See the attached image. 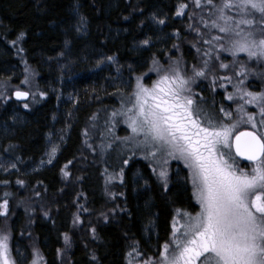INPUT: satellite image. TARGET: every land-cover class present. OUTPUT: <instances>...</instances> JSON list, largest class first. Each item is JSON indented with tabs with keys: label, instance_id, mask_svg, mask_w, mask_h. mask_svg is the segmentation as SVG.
Returning <instances> with one entry per match:
<instances>
[{
	"label": "trees",
	"instance_id": "obj_1",
	"mask_svg": "<svg viewBox=\"0 0 264 264\" xmlns=\"http://www.w3.org/2000/svg\"><path fill=\"white\" fill-rule=\"evenodd\" d=\"M187 1L0 0V80L20 83L27 64L35 72L38 92L46 93L28 109L13 98L0 104V153L3 161L11 160L17 166V171L10 174L0 167V181L8 182L0 183V203L8 199V215H17L11 219L12 248L21 245L18 247L25 250L29 242L22 230L23 207L16 196L24 197L26 188L36 187L58 203L48 217L34 215L31 237L36 239L46 264H59L57 249L72 227L73 197L82 194L91 209L110 203L102 174L105 168L109 174L124 169L123 182L116 188L114 211L106 221L94 225L91 240L84 234L79 236L81 239H72L68 251L71 264H129L127 253L133 244L141 253L157 256L160 245L170 235L175 210L196 211L190 184L184 179L185 168H175L165 191L144 160L135 156L127 166L123 165V159L131 153L120 148V141L103 159L100 157L98 164L86 165L78 173L77 191L69 187L58 196L63 187L61 169L80 154L85 140L83 132L93 113L107 118L120 105L117 95H113L117 89L131 91L129 81L134 83L133 77L145 73L154 57L162 61L175 48L173 45L180 46L186 40L188 14L177 16L176 11L179 4ZM73 4H78L79 15L85 18L79 33V16L73 12ZM159 20L165 23L160 24ZM21 32L22 39L13 45L11 42ZM145 39H150L149 46L141 45ZM181 50L190 62L193 55L189 46L182 45ZM107 57H114V61L106 63ZM196 88L207 109L214 108L218 113L216 105L222 102L224 108L229 107L220 89L212 91L205 83ZM4 131H8L7 136ZM115 133L124 136L126 130L117 125ZM52 144L59 145L54 162L41 165ZM18 179L25 182L24 186L15 184ZM5 193L9 195L5 197ZM117 208L120 210L116 211ZM151 225H155V237Z\"/></svg>",
	"mask_w": 264,
	"mask_h": 264
},
{
	"label": "snow or ice",
	"instance_id": "obj_2",
	"mask_svg": "<svg viewBox=\"0 0 264 264\" xmlns=\"http://www.w3.org/2000/svg\"><path fill=\"white\" fill-rule=\"evenodd\" d=\"M194 5L207 12V16H200L199 20L207 32L194 29L203 44L208 46L202 50L194 45L198 53L202 52L199 64L188 68L180 59L169 58L170 62L164 64L154 57L147 72L133 77L134 83L129 81L127 86L131 91L124 93L117 89L113 93L120 105L112 109L102 126L98 124L97 114L93 113L89 118L92 121L90 129L92 135H99V143L93 145L87 139L85 143L93 151L99 149L103 159L116 141H120L131 153L123 159V165L127 166L129 160L139 153L149 162V168L165 191L169 183L170 162L179 161L187 169L184 179L191 185L192 198L199 211L193 215L176 209L169 239L160 245L158 256L155 259L143 257L133 244L127 253L132 258L129 264L133 261L135 264H264V89L250 91L246 86L251 75L264 80V72L257 73L250 67V62L264 66V0H194ZM72 7L79 16L76 27L79 33L85 18L79 15L78 4ZM187 7L185 3L179 4L176 15H183ZM158 23L164 24L165 21L159 20ZM23 35L21 32L11 43L16 45ZM149 44L150 39L141 42L145 47ZM173 47L179 50L177 45ZM221 53L232 56L231 65L223 63ZM241 53L247 60L237 59ZM107 60L114 61V57H107ZM217 61L221 70L231 67L232 75L217 76ZM24 71L26 75L21 84L29 85V90L17 87L12 95L16 100L24 101L23 107L28 109L27 101L31 97L32 102H36L37 92L31 91V70L25 66ZM148 73L156 76L150 86L144 82ZM209 77L213 91L218 81L221 88L232 86L233 91L226 93L224 99L236 104L234 111L221 107L217 113L214 108L209 110L204 106L203 97L195 93L191 85L197 79ZM8 86L7 81L0 84V89L5 90L0 91V97L5 100L8 99ZM38 94L41 98L46 95L43 91ZM249 105L257 112H248L246 106ZM119 123L127 126L130 135L115 136L114 129ZM241 124L249 125L251 130H239ZM83 135L89 138V129H85ZM63 139L61 135L60 140ZM58 151L59 145L52 144L47 163H52ZM237 157L248 161L249 166L240 167ZM16 167L13 163L3 170L7 172ZM67 168L66 164L61 169L64 178L70 175ZM102 174L106 176V182L117 177L123 182L124 169L121 167L118 173L109 174L105 168ZM16 183L25 184L20 179ZM8 195L5 193V197ZM8 208L9 201L4 199L0 203V216L5 217V225ZM81 209L87 211L79 205L78 211ZM44 214L48 215L47 212ZM79 223L80 217L75 214L73 224ZM92 231L95 233V229ZM9 239V233L0 234V264H16ZM63 239L65 249H57L58 257L71 246L67 233ZM92 259L96 257L93 255ZM29 264H45L43 254L35 246Z\"/></svg>",
	"mask_w": 264,
	"mask_h": 264
},
{
	"label": "rangeland",
	"instance_id": "obj_3",
	"mask_svg": "<svg viewBox=\"0 0 264 264\" xmlns=\"http://www.w3.org/2000/svg\"><path fill=\"white\" fill-rule=\"evenodd\" d=\"M187 5H188V7L184 10V12H186L188 14V18L191 17V19L189 18V25L192 26V27H189V35L187 36L186 40L182 42V44L180 46L177 45L179 50H177L176 47L173 48L171 50V52L168 55H166L165 58H163L162 61H160L161 63H164V64L169 63L170 62L169 58L171 60L180 59L182 62H184V64L188 68H191L193 64H199V61H200V59L202 57V52L198 53L197 52V48L194 47V45L200 47L202 50L208 47L207 45L203 44V42L200 39V37L197 36V32L194 30V29H200L201 33L207 32V29H205L203 27V25H201L199 23L200 16H207V12L206 11H202L199 8H196L195 5H194V0H188L187 1ZM213 34H215V33H213ZM207 38H210V37H207ZM182 45L189 46V48L192 51L193 58H192V60L190 62L188 60H186V57H185V55L183 53V50H181ZM220 55L222 56L223 63L231 65V62H232V59H233L231 55H229L228 53H221ZM237 59H239V60H247V57L243 53H241V54H238ZM105 62L106 63H111L112 61H108L107 60ZM25 66H27L32 72V75L30 77V79H31V91L37 92L36 102H32L31 97L27 101L29 103V105L31 106V105H34V104L38 103L39 101H41L42 98L39 96V94H38L39 92H38V90L36 88V82H35L36 75H35L34 70L31 67H29L27 64ZM25 66H24V69H25ZM250 67H252L254 69V71L257 72V73L264 72V66H259V65L255 64L254 62H250ZM215 69H216V75L217 76L232 75L231 67L228 70L219 69V61L215 62ZM25 75L26 74H25V71H24V76H23L22 80L24 79ZM155 78H156L155 73H148V76H146L144 78V82L147 85L150 86L151 83H152V80H154ZM21 81L18 84H12V83L7 81L8 84H9L8 88L6 89V95H7L8 99L13 98L12 93L15 90H17V87H19L20 90H25V91L29 90V85H23V84H21ZM4 82L5 81L0 80V84H2ZM204 83L212 90L211 77H209V79H197L196 82L191 85V87H192V89H193V91L195 93H199V92L196 91L197 90L196 87L197 86H199V87L203 86ZM219 83L220 82L218 81V84ZM218 84H217L216 89H220L222 91L223 99H224L226 93H230V92L233 91V88H232L231 85H226L225 88H221V87L218 86ZM246 86L248 87V89L250 91H261L262 89H264V80L259 78L257 75H251V76H249L248 80L246 81ZM0 91H5V90L4 89H0ZM7 100H5L4 98L0 97V104L4 103ZM224 101L229 103L227 105L229 107L226 108L227 110L234 111L236 109V104L232 103L231 101L225 100V99H224ZM23 103L24 102H22L20 104L22 106V108H24L23 107ZM222 103H218L216 105L218 107V110L221 107L225 106V104H222ZM219 106H220V108H219ZM246 108H247V111L250 112V113H256L257 112V109L255 107L251 106V105L246 106ZM98 118H99L98 119V124L102 126L104 124V122H105L106 116L104 115V116L98 117ZM235 118H237V117L234 116V119ZM256 118H257V120H259V116H257ZM13 123H15V122L13 121ZM91 123H92V121H90L89 125H87V128H86V129H89V131H90V137L86 138L84 135L83 136H84L85 140L86 139L88 140V143H91V144L95 145V144L99 143V139L100 138H99L98 134L97 135H92L91 134V129H90ZM117 125H122L125 128V130H126V134L124 136L122 134H117V133H115V129H114L115 136L125 137L127 135H130V130L127 128V126L125 124L119 123ZM245 128H250V126L246 125V124H241L240 125V129H245ZM3 133H4L5 136H7L8 131H4ZM85 140L83 141V148H82L80 154L73 161H71V163H67V165H68L67 171H69V173H70L69 177L68 178H64L63 174L61 172V182H62L61 185L63 187L58 192L59 193L58 196L62 195L63 192H65L66 189H68L69 187H73L75 189L74 191H77L79 180H80V178H78L79 177L78 173L79 172L81 173V171L83 170V168L86 165H89V164L90 165H96L101 160V158H100L101 155L99 153V149H97L96 151H93V149H91V148H89L87 146V144L85 143ZM1 142L2 141H0V151L2 149ZM120 148L122 150L124 149V147L122 145L120 146ZM49 151H50V148L47 151V154H48ZM47 154H45L44 163H40L41 165L50 166L54 162L55 159H53L51 164L47 163V161L49 159ZM136 157L144 160L147 164H149V162L147 160L141 158V155L139 153L136 155ZM238 162H239V166L240 167L247 168L249 166V164H243L239 160H238ZM0 164H1L0 167L3 170L4 168H8L11 164H13V162L11 160H8L7 163L5 162V160L3 161V155L0 153ZM168 167H169V182H170V174L175 171L176 167H178V168H176L177 171H179L180 168H184L183 164L181 162H179V161H171ZM16 169H10L7 172H5L3 170V172L10 174L12 172L17 171ZM185 170H186V173H187V169H185ZM136 175L139 176V173L137 172ZM137 178H139V177H137ZM155 178H156V176H155ZM105 179H106V176H105ZM120 182H121V180H120L119 177H117L116 179L112 180L111 182H106V187H107L106 188V193H107L108 199H110V203L108 205H106L105 207H103V208L101 206V209H99V208L98 209H91L85 203V199H84L83 195L80 194V193H78L76 195V197L75 196L73 197V200L70 201V207H71V205H73L74 208H75L74 214H73V219H74V215L78 214L79 217H80V223L74 225L73 224V220H72L71 231L67 233L69 235V237H70L71 242H72V239L74 237L75 238H80L79 236H81L83 234H84L83 236H85V238H88L89 240H91L92 236H94V235H92V233H93L92 229L94 228V225L97 222H99V221H103V222L106 221L108 219V217L111 215V213L114 211V207H115L114 199L117 200L115 198V196H116L115 193L117 192L116 188L119 187ZM15 184L18 187H21L20 185H18L16 183V181H15ZM190 188H191V185H190ZM36 189H37L36 187L26 188V193H25L24 197L18 195V197H19L18 198L16 196V198L18 199L19 203L23 207L22 208L23 211L21 212L22 215H23V219H24V225H23L22 230L24 232V238L27 239V241H29L27 243L28 247H27V249H25L26 251L22 250L21 248L18 247V246L22 247L21 245H17V248H15V249L12 248V246H11L12 245V239H11V232L10 231H11V226L13 225V223H12L13 220H11V219L13 217H15V216L17 217V215L13 216V214H11V216H9L8 213H7V225H5V217L0 216V234H4L5 232L10 234L9 248H10V252L12 254V258H13L14 261H16V264H29V261L32 259L33 246L39 248L37 246L36 239L32 240L33 238L31 237V233H30L31 232L30 225L32 223H34V218H35L34 215H41L43 217H48V215L50 214V212L52 210L51 208H53L58 203L56 198H53V197L51 198L52 195L50 196L49 194H44L43 191L38 192ZM71 191L72 190H70V192ZM74 191H73V193H74ZM37 192L39 193V196L36 195ZM191 193H192V189H191ZM194 203H195V201H194ZM79 205H83V208H86L87 211H84L82 209L78 211V206ZM195 205L197 207L196 211H194V212H191V211H188V210H186V211L191 212L194 215L195 212L199 211V206L196 203H195ZM119 210H120V208L116 209V211H119ZM45 212L48 213L47 216H45V214H44ZM102 213L104 215H102ZM175 214H176V210H175L174 215ZM105 216L107 217V219H105ZM177 218H179V217H177ZM172 221H173V219H172ZM86 222L88 224H86ZM84 223L86 225H84ZM171 225H172V222H171ZM143 231L146 232L144 234H145V236H147L146 229L143 230ZM151 233L153 234V237L156 236L155 225H151ZM168 239H169V237H168ZM168 239H167V241H168ZM60 249H62V250L65 249V244H64L63 237H62V247ZM17 250H18V252H17ZM39 250L42 253L40 248H39ZM68 251H69V247L66 250H64L62 256L58 257L59 264H71V258L69 257ZM14 253H16L15 255H17L16 259H15V255L13 256ZM157 256H152V255L149 256V255L143 254V257H153L154 259ZM131 259L132 258L130 257V260ZM133 264H135V261H133Z\"/></svg>",
	"mask_w": 264,
	"mask_h": 264
},
{
	"label": "water",
	"instance_id": "obj_4",
	"mask_svg": "<svg viewBox=\"0 0 264 264\" xmlns=\"http://www.w3.org/2000/svg\"><path fill=\"white\" fill-rule=\"evenodd\" d=\"M13 99L16 100L14 96H13ZM16 101H18V100H16ZM19 102H24V101H19ZM245 129L251 130L250 128H245ZM245 129H240V130H245ZM237 159L243 164H248V161L242 160L239 157H237Z\"/></svg>",
	"mask_w": 264,
	"mask_h": 264
}]
</instances>
